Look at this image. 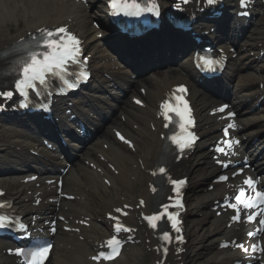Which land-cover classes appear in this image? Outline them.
I'll return each instance as SVG.
<instances>
[{
	"label": "bare ground",
	"instance_id": "6f19581e",
	"mask_svg": "<svg viewBox=\"0 0 264 264\" xmlns=\"http://www.w3.org/2000/svg\"><path fill=\"white\" fill-rule=\"evenodd\" d=\"M97 1L101 2L103 0ZM85 7V4L77 0H0V53L7 47L26 39L29 34L38 33V30L42 28L66 27L68 31L77 33L83 40L88 41L90 37L88 36L89 31L87 30L85 19L89 12ZM11 25L17 26L15 32L11 31ZM89 43L88 41L85 45L89 46ZM175 52L172 46L160 45L157 48L127 54L129 57L133 55L134 59L141 60L142 62L138 61V64L142 66L140 68L145 72L157 62L163 61L164 55L167 53L172 54L171 58H174ZM151 53L152 57L158 60L156 63L147 58V55ZM93 66L94 72H101L109 76V78H116L115 75L113 76L110 66L100 65V63ZM4 67V62L0 60V70ZM225 78H228V76H225ZM5 81V79L0 78V88L4 87ZM182 81H184V77L181 76V73L170 72L166 77H148L138 87L140 88L139 91L136 90V86L131 95L132 98L141 100V106L136 107L130 100L125 101L119 113L122 121L115 120L109 124L104 129L102 137L98 138V141L87 148L89 151L87 155H90V158L83 160V163H78L74 172H69L66 175L64 178L66 189L76 197V200L73 204H65L62 208L60 206L58 215L65 217L72 235L55 239L57 246L54 253L55 256L50 257L47 264H82L81 261H86L93 256L94 249L102 245L110 233L104 220L101 218L95 219L96 214L112 213V210L117 205L124 203V200H126V204L129 205L130 209L126 208L128 217L124 222L128 223L136 217V225L139 226L140 216L144 213H151L156 208L155 201L157 198L161 205L169 202L172 196L171 187L169 186L171 177L182 175L184 172L200 174L207 179L213 172L214 169L207 153L200 155H195L194 153L188 160L177 165L173 162H168L164 165L166 170L164 174H161L159 169L155 168L157 157L163 146L159 104L165 94H168L175 84ZM248 81L239 83L234 91L237 92L243 86L255 84V80ZM191 98L197 112L200 115L202 113L207 114L206 110L211 107V102L201 97L200 93L195 89H192ZM85 110H87L86 106H84L83 115ZM72 117L82 118L77 111ZM98 118H100L98 113H95L90 120L91 124L94 125ZM211 120V127L205 128V123L203 122ZM256 123H260L259 120ZM249 125H252L249 121H245L242 124L243 127L245 126L246 128L248 126L247 128L250 129ZM201 127L207 129L201 133L204 141L200 147H203L204 144L217 137L216 133H214L217 127H215L213 118L207 116L202 120ZM151 128H154V130L152 131ZM44 129L48 130V127L46 126ZM114 129L122 131L125 135V139L129 142L126 143L127 148L124 147L126 150L122 149L123 146L113 140L112 130ZM250 131L252 132L251 129ZM40 133V129L35 126V123L27 125L26 134L28 136H35ZM94 135H96V132L92 136ZM15 142L0 140V145L4 148V151L16 155L15 159L19 165L31 149ZM91 164L94 165L90 168ZM153 173L156 174L154 175ZM160 177L166 180V186L163 191L162 189L157 190L154 182ZM13 185L17 186L15 190H11ZM19 185L4 181L0 183L1 188L6 192V196L17 204L23 203L22 205L25 206L26 211H34L29 207L27 208V205L24 204L29 199L34 203L32 200L33 192L34 194L40 193L47 200L53 198L51 189H41V187L34 189L32 186L22 187L26 194L21 195L18 189ZM153 188L156 189L155 192L152 190ZM219 191L220 189L217 187L212 193L202 192V195L194 200L195 203L190 204L191 208L197 212L201 211V208L205 209L204 207L215 199ZM205 221H207V218H205ZM220 224V220L211 217L206 233L219 238L233 233V229L225 230ZM92 233L94 236L89 245H83L79 241L82 238L85 241ZM138 233L136 236V239L140 241L138 246L151 251L155 243H153L152 237L146 228L140 226ZM214 239L210 242L209 248L215 246L213 245ZM147 240L151 244L146 245ZM200 241H202V238ZM124 254L126 257L118 259L113 264H136L137 259L143 255V252L139 247L135 246L129 247L124 251ZM228 261V258L223 259L224 263Z\"/></svg>",
	"mask_w": 264,
	"mask_h": 264
},
{
	"label": "snow or ice",
	"instance_id": "6c2138e0",
	"mask_svg": "<svg viewBox=\"0 0 264 264\" xmlns=\"http://www.w3.org/2000/svg\"><path fill=\"white\" fill-rule=\"evenodd\" d=\"M186 3L187 0H184ZM208 3H213V0H208ZM241 5H244V0H241ZM110 7L114 10L115 14H121L127 16H135L139 15L141 12H152L156 15L159 14L158 5L156 4V0H146V3L142 5L139 0H110ZM39 35L29 34L28 41H21L19 45H14L10 51L18 53V58L12 62L11 71L15 73L14 77V87L15 89L22 95L27 96V90L37 91L40 87H45L48 83L49 78L55 77L61 80L64 84L67 85L68 88H72L75 85L69 83L65 77L69 73L70 64L79 63V55H80V41L79 39L69 33L66 28L60 27L54 31L48 29H39ZM201 63L206 67L211 69L213 64L216 63L211 59H207L205 57L199 58ZM87 73L83 70L79 73V76L87 79ZM185 89L180 86L172 93V98H175L178 102L182 101V96L177 95L179 92H184ZM0 95L5 97H11L12 92H0ZM164 100L160 105V115L163 116L165 121L169 123L173 122L169 113H175L176 116L180 117L179 126L183 129L185 123H190L185 120V112L181 110L179 103L173 104L171 99ZM136 103H140V101H136ZM23 106V105H22ZM184 109L186 110V103L184 104ZM223 111V109H221ZM164 127H168V123H165ZM119 136L120 134L117 133ZM122 140L124 138L120 137ZM169 139L177 145V147L183 151V149L188 146L185 140L182 137H178L177 135H172ZM125 143H129L127 140H124ZM230 147V145H229ZM222 151V149H218ZM227 167V165H224ZM165 168L160 167L159 172L161 174L165 173ZM154 175L156 173H153ZM220 179L227 180L226 176L220 177ZM171 183L176 184L177 186L182 185L184 183L183 180L175 181L172 180ZM245 184L249 186L255 192V197L258 199H254L251 196H247L244 189L239 190V194L235 197L236 204L229 205V207H233L237 211V216L233 217L234 219L238 218L239 208H237L238 204H242L244 208H251L257 206V204H264V191H257L255 189L256 181L252 178H248L245 180ZM154 192L155 188L152 189ZM143 203V202H141ZM0 207H4V205H0ZM165 212L167 211V206H164ZM117 212L121 211L120 209H116ZM163 214H156L153 216L145 217L148 221L149 225L153 228L157 227L156 221L160 220ZM169 220H174L172 215H168ZM249 219H253L252 216H249ZM7 218L4 216H0V228L6 226ZM264 223V220L261 221ZM173 227L176 225L173 223ZM23 228V225H21ZM116 231L119 232L122 228L124 231H131V229L124 228L122 225L117 222L115 225ZM54 230V229H53ZM179 231V229H176ZM169 234L165 231L163 232L162 239H168ZM121 241L116 239L113 236L111 239L106 241V245L109 249H111L110 253L101 252L94 259L99 260L103 259H111L114 255L119 253ZM50 245H45L42 247H37L34 250L27 253L30 256V260L27 264H43L44 259H46L47 254L50 249ZM240 247H243L240 245ZM255 250V248L253 249ZM18 254H24L23 250H17ZM166 251V249H165ZM247 251V249H245Z\"/></svg>",
	"mask_w": 264,
	"mask_h": 264
},
{
	"label": "rangeland",
	"instance_id": "374dc122",
	"mask_svg": "<svg viewBox=\"0 0 264 264\" xmlns=\"http://www.w3.org/2000/svg\"><path fill=\"white\" fill-rule=\"evenodd\" d=\"M257 24L260 26V28H258L257 31L264 34V25L261 24L260 22H258Z\"/></svg>",
	"mask_w": 264,
	"mask_h": 264
}]
</instances>
